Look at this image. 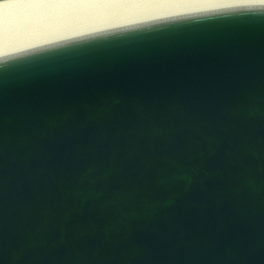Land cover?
I'll return each instance as SVG.
<instances>
[{
	"label": "water",
	"instance_id": "1",
	"mask_svg": "<svg viewBox=\"0 0 264 264\" xmlns=\"http://www.w3.org/2000/svg\"><path fill=\"white\" fill-rule=\"evenodd\" d=\"M0 264H264V4L1 55Z\"/></svg>",
	"mask_w": 264,
	"mask_h": 264
},
{
	"label": "bare ground",
	"instance_id": "2",
	"mask_svg": "<svg viewBox=\"0 0 264 264\" xmlns=\"http://www.w3.org/2000/svg\"><path fill=\"white\" fill-rule=\"evenodd\" d=\"M243 4H264V0L2 1L0 56L135 22Z\"/></svg>",
	"mask_w": 264,
	"mask_h": 264
}]
</instances>
